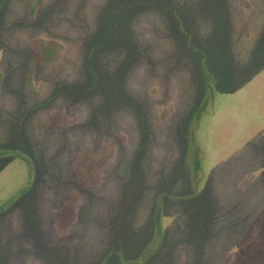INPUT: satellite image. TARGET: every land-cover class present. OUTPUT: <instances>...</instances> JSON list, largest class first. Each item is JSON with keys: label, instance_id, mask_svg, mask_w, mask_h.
Returning a JSON list of instances; mask_svg holds the SVG:
<instances>
[{"label": "rangeland", "instance_id": "obj_1", "mask_svg": "<svg viewBox=\"0 0 264 264\" xmlns=\"http://www.w3.org/2000/svg\"><path fill=\"white\" fill-rule=\"evenodd\" d=\"M0 152V264H264V0H0Z\"/></svg>", "mask_w": 264, "mask_h": 264}, {"label": "trees", "instance_id": "obj_2", "mask_svg": "<svg viewBox=\"0 0 264 264\" xmlns=\"http://www.w3.org/2000/svg\"><path fill=\"white\" fill-rule=\"evenodd\" d=\"M25 45H27L29 48H31L32 51L35 52L36 56L34 58L33 61V65H35L36 63H43V61L47 62L48 60H50L53 56H55V54H57L59 47L57 48V46H52L51 48H48V50L46 51L47 53L41 52L40 53V48L42 47V45H44L43 40H39L36 39L32 42H27L25 43ZM40 45V46H39ZM39 46V48H38ZM44 62V63H45ZM30 83V82H29ZM54 121V118H51V116L48 118L47 120V124H51ZM6 152H0V154H5ZM8 153V152H7ZM12 152L8 153L11 156L13 154H11ZM102 153H105V148L102 149ZM103 161L102 157L99 158H95V157H91L90 156V150L88 148L83 149L75 158V160L73 161L72 164V169L75 170L81 180V183L86 186L88 184H90L87 180L88 178L85 179V177L91 176V178L94 175L93 169L95 168V166L100 165L101 162ZM93 180V178H92ZM74 208L72 207V205H68L65 206L64 208L60 209L55 215V219H56V230H57V234L61 235L62 233L65 234V232L68 229L69 226V220L71 218H74ZM64 213L69 215V218H67L66 216H63Z\"/></svg>", "mask_w": 264, "mask_h": 264}]
</instances>
